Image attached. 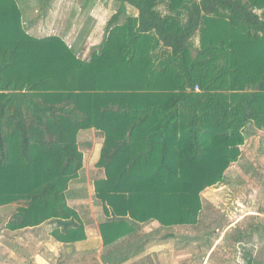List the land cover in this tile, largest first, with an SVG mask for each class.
Wrapping results in <instances>:
<instances>
[{"label":"trees","instance_id":"trees-1","mask_svg":"<svg viewBox=\"0 0 264 264\" xmlns=\"http://www.w3.org/2000/svg\"><path fill=\"white\" fill-rule=\"evenodd\" d=\"M119 1L83 59L80 41L32 35L19 0H0V206L17 204L10 230L55 219L57 240L87 238L67 201L84 167L81 131L104 137V176L93 178L106 246L131 240L133 223L196 225L202 193L239 160L248 126L264 131V0Z\"/></svg>","mask_w":264,"mask_h":264},{"label":"rangeland","instance_id":"rangeland-1","mask_svg":"<svg viewBox=\"0 0 264 264\" xmlns=\"http://www.w3.org/2000/svg\"><path fill=\"white\" fill-rule=\"evenodd\" d=\"M89 1L94 4L97 0ZM115 2L116 0H109V6L118 7ZM87 15L71 19L63 13L59 17L58 29L54 25L50 30L54 29V34L70 31V38H77L75 42L82 40L81 33ZM103 30L100 25L94 30L101 33L95 37V42L103 39ZM66 41L69 45L74 44L70 39ZM86 54L83 51L79 55L87 59L89 57ZM245 134L247 137L241 147V156L227 170L225 180L202 193L203 209L199 222L196 225H181L170 232L176 238L169 241L166 248L171 253L165 258L168 263L170 258L176 263L180 256L179 264H247L249 261L252 264H264V131L256 130L250 125ZM83 183L80 185H85L86 188L94 186L91 179H86ZM74 189H78L77 186ZM94 204L97 207L101 205L96 201ZM16 209L17 204L0 206V264H36L31 255L35 252L37 229L22 233L26 241L19 244V249L13 248L14 252H11L7 247L16 233L21 232H13L7 227V222ZM45 229V234L49 235L51 233L48 231L53 226ZM49 262L57 263L55 260Z\"/></svg>","mask_w":264,"mask_h":264},{"label":"crops","instance_id":"crops-1","mask_svg":"<svg viewBox=\"0 0 264 264\" xmlns=\"http://www.w3.org/2000/svg\"><path fill=\"white\" fill-rule=\"evenodd\" d=\"M19 3L29 33L38 37L54 34L52 33L54 29L50 30V27L55 25V28L58 29L61 19L59 17L63 13L72 17L71 19L88 14L86 18L81 17L85 20L83 33H81V36H83L82 40L75 42L77 38L74 39V36L70 38V31L66 32V40L70 39V42L74 43H79L80 41L78 45L79 53L81 54L84 51L88 57L103 42L108 21L121 7L119 0L115 2V4H118L116 8L109 6V0H97L94 4L89 0H19ZM126 12L132 16H137L138 14V10L129 4H126ZM104 21L105 23H103ZM99 25L100 27L103 26L104 35L103 39L95 42V37L101 34L94 31ZM58 32L59 30L56 33ZM103 143V134L95 129L80 132L78 144L84 155V167L79 176L71 181L67 191L68 204L78 212L85 225L87 238L71 243L57 240L53 236L52 231L61 229L62 224L53 219L44 222L40 226L11 230L13 232H21L19 234L16 233V237L10 241L7 247H9L11 252H14V249L20 248L21 245L19 244H23L26 241L22 233L26 230L37 229L34 241L35 252L31 255L36 264H50L49 260H55L56 264H108L109 262L112 264H179L180 256L176 259V263H173L172 258H170L169 263L165 259L171 255V253L166 251L169 241L176 238L170 232L179 226L164 228L158 221L133 223L135 231L131 240H128L129 237H125L108 246L104 244L100 224L106 222L108 218L103 206L97 207L94 204L95 201L97 202L94 186L93 188H86L85 185H80L84 184L83 182H86V179H91L94 182L93 176L95 175L104 176V170L96 167ZM76 186L78 189L75 190ZM47 226H53V229L48 231L51 233L49 235L45 234V227ZM43 235H46L44 239L42 238ZM17 244L19 247L16 246Z\"/></svg>","mask_w":264,"mask_h":264},{"label":"built area","instance_id":"built-area-1","mask_svg":"<svg viewBox=\"0 0 264 264\" xmlns=\"http://www.w3.org/2000/svg\"><path fill=\"white\" fill-rule=\"evenodd\" d=\"M196 89H197V90H199V88H198V87H196Z\"/></svg>","mask_w":264,"mask_h":264}]
</instances>
